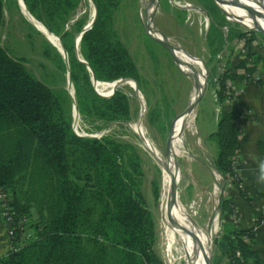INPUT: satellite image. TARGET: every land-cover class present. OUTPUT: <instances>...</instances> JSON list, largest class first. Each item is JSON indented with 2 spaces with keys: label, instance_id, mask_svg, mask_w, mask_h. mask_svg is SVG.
<instances>
[{
  "label": "trees",
  "instance_id": "16d2710c",
  "mask_svg": "<svg viewBox=\"0 0 264 264\" xmlns=\"http://www.w3.org/2000/svg\"><path fill=\"white\" fill-rule=\"evenodd\" d=\"M24 1L31 14L62 40L80 113L106 123L131 120L133 111L127 92L117 88L112 96L103 97L92 81L93 75L101 82L129 78L136 80L140 88L148 82L116 26L117 14L126 0H93L96 20L80 41V52L88 64L76 54V39L86 19L69 24L84 0ZM196 1L210 17L207 64L220 62L218 55L231 41L245 40L247 55L232 64L235 46H228L232 51L226 61L229 69L219 74L215 66L208 77L216 96L217 127L208 136L218 148L214 166L223 177L241 183L236 165L245 136L235 120L244 117V110L249 108H225L227 82L236 86L254 81L264 57L253 50L255 34L241 30L238 24L228 27V19L215 0ZM5 2L0 0V26ZM161 6L184 23L186 10L173 6L169 0H161ZM143 43L157 68L162 54L171 67L176 66L169 50L144 30ZM48 50L46 55H50ZM258 83L263 85L264 79ZM157 86L163 90L161 84ZM161 102L162 99L148 102L146 119L166 138L171 125L170 105L166 100L165 104ZM70 103L66 90L56 91L42 82L0 44V191L9 194L17 221L30 216L29 211L35 207L20 196L24 176L32 165L42 187V211L32 224L34 234L27 238L26 230L20 227L13 236L7 234L9 251L0 257V264H164L155 249L157 221L144 190L146 175L137 148L110 135H77ZM258 148L264 157V140L258 142ZM261 174L264 178V166ZM154 185L157 200L159 188L155 182ZM242 194L245 196L243 189ZM234 211L235 207L223 196L222 218ZM255 237L254 227L243 229L225 221L215 239V254L226 264H261L260 251L254 247Z\"/></svg>",
  "mask_w": 264,
  "mask_h": 264
},
{
  "label": "rangeland",
  "instance_id": "374dc122",
  "mask_svg": "<svg viewBox=\"0 0 264 264\" xmlns=\"http://www.w3.org/2000/svg\"><path fill=\"white\" fill-rule=\"evenodd\" d=\"M145 1L147 2L148 0L124 1L116 18V26L118 27L124 41L129 45L133 56L141 66L142 71L148 80V82L143 84L142 88L139 86L142 95L137 92L130 82L117 86V88L123 89L130 96L133 118L127 120V123H121L118 121H113V123H106L98 120L95 121L84 117L80 113L78 105L77 107L75 106L76 95L72 96V92L70 91L69 69L65 57L60 50L56 48L55 45L24 16L23 10L20 8L17 0H6L5 2L4 21L0 26V44L11 56L22 60L29 70L42 82L56 91H63V89L67 91L71 101L72 126L77 134L82 136H97V138L110 135L117 141L132 144L137 148L143 160V166L145 169L146 178L144 181V190L148 203L154 211L157 221L156 232L158 240L155 249L161 256L164 264H184L185 261L182 257H184L186 252H184L185 247L183 246V242H181L177 236L173 241L170 236L165 234V228L162 225L159 212V197L156 200L153 195L154 187H156L154 182L158 186L160 194L162 186V166L150 153V150L143 142L142 137L133 131L131 126L134 121L140 122V119L142 118V123L144 122L151 139H153L158 149L164 155L169 157L167 141L170 129L175 121L184 115V111L190 104L194 82L176 60V66L171 67L164 54L160 56L161 65L158 68L153 62L143 43V30L145 32L144 22L147 19V13L145 12L146 10H144ZM169 1L173 6L187 11L184 23L181 24L180 20L174 14L163 10L161 0H156V11L154 10V23L156 26H154L158 28L162 34L174 39L180 46L182 45L181 47L188 56L193 59L198 58L202 60L204 64L206 63L207 66L209 65V72L211 68H215L216 66V69L219 70V74H221L227 58L232 52L229 49L231 45L235 46L234 51L241 56L240 59L247 55V51L242 55L240 49L238 50L236 48V46L238 47L241 45V41L234 40L227 44L224 47V50L218 55V57L222 58L220 62L214 60L207 64L210 57L206 41V32L210 23V17L207 12L196 0ZM94 16V3L92 0H84L72 16L69 24H72L78 19L85 18L86 26L93 20ZM33 17L36 18L35 16ZM252 18L254 19V17ZM36 19L44 25V23L38 18ZM227 23L228 27L238 24L229 19L227 20ZM238 27L243 31H250L242 27L240 24H238ZM250 32L255 34L253 50L264 57V33L258 30ZM51 33L55 35V33ZM46 49H49L48 51L50 55H46ZM76 54L77 57H79L78 51ZM180 63L182 64V62ZM232 64L234 63L232 62ZM227 69L229 68L227 67ZM258 79H264V59L261 62V70L257 73L254 81L259 82ZM98 83L109 84L112 82L98 81ZM157 84L163 86L162 91L160 87L158 88ZM93 85L95 90L101 96H107L110 93L107 90L99 92L95 84ZM214 89L215 88L208 82L198 99V105L194 109V121L190 124H184L181 127L180 133L183 138L180 152L176 158L179 161L181 168L179 183L181 207L182 209H185L186 207L190 219L197 227L204 230L207 234L212 235V264H226V262L219 261L218 255L215 254V239L223 230V223L225 221L235 224L239 222V219L237 216L232 218L227 216L223 219L221 213L222 198L223 196L227 197V189L225 190V187L228 178L223 177L215 169L214 159L217 156L218 148L215 142L209 140V135H206L209 131L210 123L215 122L216 96ZM161 99V104H165L164 101L166 100V103L170 105L169 114L171 116V125L166 138L148 124L146 119L148 108H146V110L144 109L145 102L148 106V102L154 103L156 100L161 101ZM162 106L166 107L165 105ZM228 107L230 108L231 106L228 105ZM75 108L79 113L78 122L75 121ZM160 159L163 163L162 158ZM39 181H41V179L37 174L35 166L32 165L30 171L25 174L20 189V196H23L22 198L24 202H30L35 206L29 211L30 216L27 215L25 218L26 225L23 229L26 230L25 237L27 238H30L34 234L32 224L37 222L38 215L42 211L41 204L39 203L41 200L40 194L42 192V187L40 186ZM0 215L3 216V209L1 206ZM260 215L262 214L260 213ZM215 223L218 225L216 229L214 225ZM5 229L6 233H8L6 226Z\"/></svg>",
  "mask_w": 264,
  "mask_h": 264
},
{
  "label": "bare ground",
  "instance_id": "6f19581e",
  "mask_svg": "<svg viewBox=\"0 0 264 264\" xmlns=\"http://www.w3.org/2000/svg\"><path fill=\"white\" fill-rule=\"evenodd\" d=\"M20 8H22L24 16L34 24L43 35L55 45L56 48L62 49V43L59 37L53 35L42 23H40L36 18L31 16L25 5L21 0H17ZM230 9V11L234 12L237 15L243 16L245 23L249 25H257L264 27V18L259 15L258 9L260 6L256 4V0H241L246 5L250 6L248 8H243L241 6H237L234 4L233 0H224ZM158 2V1H157ZM262 4H264V0H259ZM156 0H148L145 1V12L147 13V19L144 22V25L149 33L152 36H155L165 43H167L172 49V53L174 54L175 60L184 68L190 79L194 82V88L192 92L191 102L198 101L199 97L204 91V87L206 86V77H207V69L202 60L188 56L187 53L183 50V48L175 42L174 39L167 37L162 34L158 28H156L154 23V10L156 6ZM157 8V7H156ZM143 10V11H144ZM156 11V10H155ZM254 17V20L252 17ZM145 17V16H144ZM155 25V26H154ZM78 56L82 59V55L80 53V43L78 45ZM179 60H177V59ZM182 62V64L180 63ZM70 81V80H69ZM131 83L134 88V82L130 80H124L123 82H112L109 84H99L98 82L94 83L98 88L99 92L108 91L110 92L108 95L112 93V90L120 84L123 83ZM70 91L73 94V89L70 83ZM107 95V96H108ZM74 114L76 118V122L79 121V113L77 109H74ZM195 113L194 110L187 115H183L180 119L177 120L175 130H174V140H173V154L170 157L164 155L157 147L153 139L149 136V132L144 124V122L134 121L131 128L135 131L140 137H142L143 142L150 150V153L156 158V160L162 166V186L159 194V212L162 225L165 228V234L170 236V238L174 241L176 236L183 242V246L185 247V255L184 264H212V252H213V238L212 235L207 234L204 230L197 227L194 222L190 219L189 213L185 207V209L180 205L177 209H175L174 214L175 217L179 219L182 226L186 228V231L183 228L176 227V224L173 220V210L171 208V191H172V174L176 172V157L180 152V146L182 142V135L180 133V129L184 124H190L194 121ZM130 126V125H129ZM183 133V132H182ZM162 158L163 163L160 158ZM181 173V171H180ZM180 182V181H179ZM218 191V190H217ZM185 211V212H184ZM216 217V216H215ZM215 229L217 228V223L214 224ZM218 230V229H217ZM207 231V230H206ZM215 231V230H214ZM212 232V231H211ZM193 233L195 235H193ZM198 236V239H196ZM171 243V242H170ZM176 243V242H175ZM178 243V242H177ZM182 250V249H181ZM180 257V258H181ZM179 258V259H180Z\"/></svg>",
  "mask_w": 264,
  "mask_h": 264
},
{
  "label": "crops",
  "instance_id": "0c3cea01",
  "mask_svg": "<svg viewBox=\"0 0 264 264\" xmlns=\"http://www.w3.org/2000/svg\"><path fill=\"white\" fill-rule=\"evenodd\" d=\"M240 57L234 51L231 56V62H238ZM235 88L242 90L241 96L237 98L239 104L235 101L233 105H230V108L228 105L225 108L243 111L246 106L251 110L252 114L241 119L245 143L238 168L242 182L238 183L233 178L228 177L225 190L227 189V198L235 207V211L230 215V218L237 216L239 222L236 224L240 228H255L254 247L260 251L261 264H264V178L261 174L264 166V157L258 148V142L264 140V84L260 85L258 82L252 81L248 84L236 85ZM214 120V123H210L209 131L206 135H209L211 131H215L217 115L214 116ZM242 189L245 192V196L242 194ZM5 226L3 216L0 215V257L8 252L9 242Z\"/></svg>",
  "mask_w": 264,
  "mask_h": 264
},
{
  "label": "water",
  "instance_id": "95a60500",
  "mask_svg": "<svg viewBox=\"0 0 264 264\" xmlns=\"http://www.w3.org/2000/svg\"><path fill=\"white\" fill-rule=\"evenodd\" d=\"M22 2H23V4L25 5V7H26V9H27V11H28V13L31 15V16H33L31 13H30V11H29V9H28V6H27V4L25 3V1L24 0H21ZM160 1V0H159ZM92 2H93V0H92ZM215 2H216V4L221 8V10L223 11V13L225 14V16L227 17V19H229L230 21H234V22H236V23H238V24H240L242 27H244V28H246V29H248V30H250V31H253V30H258V31H260V32H262V33H264V27L263 26H257V25H249V24H247V23H245V20H244V17L243 16H240V15H237V14H235L234 12H232V11H230V9L228 8V6H227V4H226V2L224 1V0H215ZM233 2H234V4H236L237 6H241V7H243V8H248V7H250V6H248V5H246L244 2H242L241 0H233ZM94 3V2H93ZM256 4H258L259 6H260V9H258V13H259V15H261L263 18H264V4H262L261 2H259V0H256ZM95 5V4H94ZM96 16H97V10H96V6H95V16H94V18H93V20L90 22V23H88L85 27H84V29L78 34V36H77V39H76V52L78 51V45H79V43H80V41H81V38H82V36H83V34L87 31V30H89L92 26H93V24H94V22H95V20H96ZM34 18V17H33ZM247 21V20H246ZM144 28H145V32L150 36V37H152L154 40H156L158 43H160L162 46H164L165 48H167L168 50H169V52L171 53V55H172V57H173V60H174V62H175V64H177L176 63V61H175V57H174V54L172 53V49L170 48V46L167 44V43H165L163 40H161V39H159V38H157V37H155V36H152L150 33H148V31H147V29H146V27H145V25H144ZM59 37V36H58ZM59 39L61 40V38L59 37ZM61 43H62V40H61ZM62 49H59L60 50V52L62 53V55L65 57V60H66V62H67V65H68V69H69V80H70V83H71V87L73 88V94L75 93V89H74V85H73V81H72V78H71V71H70V65H69V58H68V53H67V51H66V49H65V47H64V45H63V43H62ZM79 58V57H78ZM82 62H84V63H86V64H88L87 63V61L84 59V58H79ZM204 60V59H203ZM205 62V61H204ZM205 67H206V69H207V77H206V85H207V83H208V77H209V70H208V66L206 65V63H205ZM90 68V67H89ZM90 70H91V68H90ZM183 70V69H182ZM124 80H130V81H132V82H134V84H135V89L137 90V92L140 94V95H142L141 94V91H140V89H139V85H138V83L136 82V80H133V79H129V78H121V79H118V80H116V82L118 81V82H123ZM92 81H93V84L94 83H96V82H98L99 80L95 77V75H93V78H92ZM116 88L117 87H115L113 90H112V93L109 95V96H103V97H110V96H112L113 94H114V92H115V90H116ZM98 93V92H97ZM99 94V93H98ZM75 95V94H74ZM100 95V94H99ZM198 105V101H195V102H193V103H190L189 105H188V107L186 108V110L184 111V114L185 115H187V114H190L195 108H196V106ZM75 106L77 107V102H76V99H75ZM146 108H147V104H146V102L144 103V109L146 110ZM178 120V119H177ZM177 120L175 121V123L173 124V126H172V128L170 129V133H169V137H168V141H167V150H168V155L171 157L172 156V154H173V140H174V130H175V126H176V122H177ZM118 122H123V123H127L128 121L127 120H121V121H118ZM140 122H142V118L140 119ZM113 123V122H112ZM77 135H79V134H77ZM79 136H82V135H79ZM82 137H95V138H97V136H82ZM175 165H176V172H174L173 174H172V191H171V208H172V210H173V220H174V222H175V224H176V227H179V228H183V230H185L186 231V228L184 227V226H182V224L180 223V221H179V219L178 218H176L175 217V214H174V211H175V209H177L178 207H179V205H180V194H179V181H180V171H181V168H180V163H179V161L176 159V163H175ZM193 235H195L194 233H193ZM196 239H198V236H196Z\"/></svg>",
  "mask_w": 264,
  "mask_h": 264
},
{
  "label": "built area",
  "instance_id": "2783aa9c",
  "mask_svg": "<svg viewBox=\"0 0 264 264\" xmlns=\"http://www.w3.org/2000/svg\"><path fill=\"white\" fill-rule=\"evenodd\" d=\"M237 41H241L240 42L241 45L238 47L236 46V48L238 50L240 49V52L243 55L244 53H246L245 40L242 39V40H237ZM225 65L221 71L222 74H224V72L227 69V66H225ZM227 83H228L227 84V99L225 101V105H233V102H235V101H236V103L239 104V102H237L238 101L237 98H239L241 96L242 90L236 89L235 85L231 81H228ZM244 112L246 114L244 117L250 116L252 114L251 110H247V111L244 110ZM244 117H242V118H244ZM241 119L235 120L236 125L239 126L240 128H242ZM238 166H239V163L236 165V168L239 171V174L241 176V173H240ZM0 206L3 209V219H4L5 225L7 227L8 237H11L14 235V231L16 228H18V227H20L21 229L24 228L25 218L19 219L17 221L16 216H15V212L9 204V194L2 192V191H0ZM10 247L12 248V245Z\"/></svg>",
  "mask_w": 264,
  "mask_h": 264
}]
</instances>
